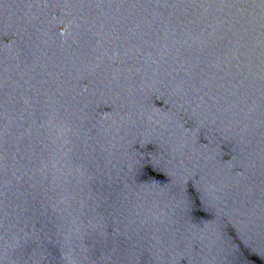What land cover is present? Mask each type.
I'll return each mask as SVG.
<instances>
[{
	"label": "water",
	"instance_id": "water-1",
	"mask_svg": "<svg viewBox=\"0 0 264 264\" xmlns=\"http://www.w3.org/2000/svg\"><path fill=\"white\" fill-rule=\"evenodd\" d=\"M0 264H264V0H0Z\"/></svg>",
	"mask_w": 264,
	"mask_h": 264
}]
</instances>
